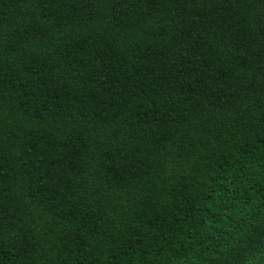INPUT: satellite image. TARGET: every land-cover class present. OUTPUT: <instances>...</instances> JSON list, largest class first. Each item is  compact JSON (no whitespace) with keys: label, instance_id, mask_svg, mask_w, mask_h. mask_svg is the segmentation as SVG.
Segmentation results:
<instances>
[{"label":"trees","instance_id":"obj_1","mask_svg":"<svg viewBox=\"0 0 264 264\" xmlns=\"http://www.w3.org/2000/svg\"><path fill=\"white\" fill-rule=\"evenodd\" d=\"M0 264H264V0H0Z\"/></svg>","mask_w":264,"mask_h":264}]
</instances>
